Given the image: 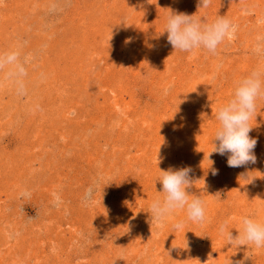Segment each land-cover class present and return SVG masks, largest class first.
I'll list each match as a JSON object with an SVG mask.
<instances>
[{"label":"rangeland","instance_id":"374dc122","mask_svg":"<svg viewBox=\"0 0 264 264\" xmlns=\"http://www.w3.org/2000/svg\"><path fill=\"white\" fill-rule=\"evenodd\" d=\"M172 12L224 16L234 36L215 54L174 50ZM257 71L264 0H0V264H264V247L218 230L264 224V98L249 121L257 162L208 159L217 109ZM170 167L191 169L202 223L186 209L151 223Z\"/></svg>","mask_w":264,"mask_h":264},{"label":"clouds","instance_id":"9594fccd","mask_svg":"<svg viewBox=\"0 0 264 264\" xmlns=\"http://www.w3.org/2000/svg\"><path fill=\"white\" fill-rule=\"evenodd\" d=\"M210 4L211 0H198V8H207ZM165 32L167 41L174 50L192 52L203 48L215 54L218 45L226 38H233L235 26L224 16L202 25L200 21L193 19V15L172 12L167 17L163 33ZM260 77L261 73L257 71L238 81L233 97L217 109L215 119L219 122V127L214 133V148L208 159L213 153L221 156L227 154L229 167H243L257 162L254 154L257 140L249 135L252 131L249 121L255 112L257 98H264V81ZM159 170L161 174L157 181L162 185L160 192L164 197L162 200L155 199L150 204L151 223L163 226L164 221L177 209H186L188 220L202 223L205 220L204 202L198 195L188 191L192 185L189 175L191 169L184 167L173 170L170 167L168 170ZM212 174H217V170L213 169ZM92 196L93 188L90 187L86 191V201L93 202ZM240 225L241 229L235 237L228 229L227 221L219 225V233L226 238L228 245L239 247L253 244L256 248L264 247V224L243 216L240 218ZM182 228L183 222L173 224L174 231Z\"/></svg>","mask_w":264,"mask_h":264}]
</instances>
